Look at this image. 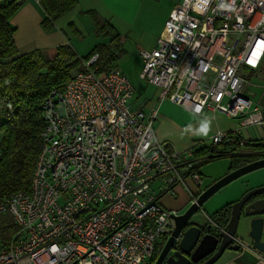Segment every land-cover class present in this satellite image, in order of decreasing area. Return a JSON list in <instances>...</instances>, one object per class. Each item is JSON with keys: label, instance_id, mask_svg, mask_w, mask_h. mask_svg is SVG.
<instances>
[{"label": "built area", "instance_id": "built-area-1", "mask_svg": "<svg viewBox=\"0 0 264 264\" xmlns=\"http://www.w3.org/2000/svg\"><path fill=\"white\" fill-rule=\"evenodd\" d=\"M138 54L139 77L157 88L158 104L242 117L246 125L264 121L252 100L256 85L239 74L264 68V0H179L155 46ZM98 59L92 54L42 104L32 188L0 198V215L17 227L0 244V264H150L174 213L161 196L188 179L200 185V174L190 171L206 157L192 154L200 143L181 153L158 141V106L135 107L128 78L117 67L98 76ZM236 140L217 131L209 143ZM188 192L195 202L200 191Z\"/></svg>", "mask_w": 264, "mask_h": 264}, {"label": "trees", "instance_id": "trees-1", "mask_svg": "<svg viewBox=\"0 0 264 264\" xmlns=\"http://www.w3.org/2000/svg\"><path fill=\"white\" fill-rule=\"evenodd\" d=\"M45 12L41 27L45 32L54 28L60 17L72 10L77 0H38ZM21 0H0V198L17 191H30L36 161L41 149V132L45 126L42 104L54 89L62 90L77 71L84 70L83 62L92 54L98 53L95 63L96 73L103 76L112 68L117 55L110 54V45L98 44L89 53L79 57L69 43L57 48L54 57L48 59L40 50L19 53L14 41V26L10 23L18 11ZM90 17L99 32L111 36L110 42L121 43L122 37L112 25L94 10L82 12ZM75 35L80 32L69 23ZM193 156L205 159L191 168L199 173V166L206 160L220 157L230 159L229 171L264 157V144L242 142L212 146L199 145ZM200 174V173H199ZM226 204L213 214V220L225 225L228 218ZM17 227L9 214L0 215V244L6 245L16 232ZM158 255L156 248L150 264Z\"/></svg>", "mask_w": 264, "mask_h": 264}, {"label": "crops", "instance_id": "crops-1", "mask_svg": "<svg viewBox=\"0 0 264 264\" xmlns=\"http://www.w3.org/2000/svg\"><path fill=\"white\" fill-rule=\"evenodd\" d=\"M77 1L78 4L72 10L56 20L54 28L51 31L45 32L41 27V21L46 14L39 2L36 0H21L22 4L20 8L10 20V23L15 28L14 41L18 52L27 53L37 49L40 50L46 58L50 59L57 53V48L64 43H69L76 52L73 44L74 42L72 41V37L75 34L68 24L73 23L81 33L80 23L81 21H87L86 17H89L82 12L88 10L96 11L98 15L107 20L119 37H122V41H124L123 44L125 45V39L129 37L130 34L137 31L142 32L145 29V24L150 17V12L152 8H154V4L160 3L163 0ZM178 2L179 0L177 3ZM173 7L168 10L167 17ZM163 26L159 30L153 45L145 48H153L155 46L156 39ZM87 53H89V51ZM124 53H126L125 47ZM76 54L79 57L83 56L79 55L77 52ZM114 67L119 68L118 66ZM259 79L264 81V78ZM263 84L262 82L261 84L255 85L260 90V97H258L257 102L263 105L264 115ZM144 99V101L138 102L135 105L144 111L158 106V113L153 123L154 133L158 141L168 144L169 150H176L182 153L194 143H200L199 145L202 146L210 144L208 138L217 131L226 132L242 142L251 141L264 144V121L257 124L246 125L243 124L242 117H228L221 112L211 111H205L202 115H196L190 110L169 101H163L158 104L157 88L155 86L153 92L145 96ZM221 176L215 178L213 181L219 179ZM240 180V183L237 185L236 182L231 185L232 191L230 193L220 197V202L218 199L210 215L201 211V215L197 213L191 221L200 225L207 223L209 222L208 218L213 220V214L216 211L226 204L238 199L243 192L256 186L264 185V167L254 170L252 173L243 176ZM202 181L201 179L200 185H198L194 181L188 179L185 184L186 186L176 185L172 192L161 196L160 202L162 206L169 211H173L175 214L182 213L186 208V204H190L188 190L197 192L205 189L212 183L203 186L204 182ZM209 200L205 202V204H213V201L209 203ZM236 237L239 240L245 241V236L242 231H238ZM257 254L261 253L246 248H240L237 251H226L215 264H264V262H259Z\"/></svg>", "mask_w": 264, "mask_h": 264}, {"label": "water", "instance_id": "water-1", "mask_svg": "<svg viewBox=\"0 0 264 264\" xmlns=\"http://www.w3.org/2000/svg\"><path fill=\"white\" fill-rule=\"evenodd\" d=\"M262 167L264 157L228 171L200 190L196 201L182 213H171L173 224L153 264H215L226 251L241 248L235 242L238 231L245 236V241L241 242L264 254V185L248 189L230 202L227 222L220 225L222 230L216 226L218 223L200 225L191 221L201 204L212 194L236 178Z\"/></svg>", "mask_w": 264, "mask_h": 264}, {"label": "rangeland", "instance_id": "rangeland-1", "mask_svg": "<svg viewBox=\"0 0 264 264\" xmlns=\"http://www.w3.org/2000/svg\"><path fill=\"white\" fill-rule=\"evenodd\" d=\"M177 1L178 0H172V1L163 0L160 3L154 4V8H152L150 12L151 13L150 17L148 18L145 24V29L142 32L137 31L135 33L130 34L129 37L125 39L126 41L125 45L123 44L124 41L122 40L121 43L118 41L110 42L111 36L107 35L105 32H99L98 30H96L92 20L89 17H86L87 21L84 22L81 21L80 23L81 33H79L78 35H73L72 37V41L74 42L73 44L76 49V52L79 55H83V56L87 54V52L90 51L94 46L98 44L109 43L111 47L110 54L117 55L116 59L112 61V67L118 66L119 69L122 71V73L128 78L133 88L135 89L136 94H134L132 99V104L135 107H137L135 104L144 101L145 96L150 95L154 90V86L148 84L145 80H142L139 77V73L142 68V60L138 52L141 48L150 47L153 45L159 30L161 29V27L164 24V21L167 18L168 10H170L171 7L175 6ZM124 47L126 49V53H124ZM145 49H152V48H145ZM239 74L244 79L249 80L252 84L253 83L261 84L262 82L264 83V81L256 77V75H259V76H263L264 78V68L260 69V71H258L255 75L253 71H250L245 67H241V69L239 70ZM252 91L255 93V96L252 97V100L257 102L258 97H260L259 96L260 90L257 87L253 86ZM261 106L263 107V105ZM208 140L210 142V138H208ZM229 165H230V159L227 157H220L213 160H206V162H203L199 166L200 177L203 180L202 182H204L203 186L210 184L211 182L213 183L214 182L213 180L215 178L223 174L225 175L226 174L225 172L229 170ZM252 172L253 171L249 173ZM249 173L236 178L235 180L231 181L227 185L220 188L216 193H214L212 196H210L206 201H204L201 204L200 209L197 213L201 215V211H203L208 215H210L213 210L212 208L216 206L218 199L220 202V197H222L223 195H227L232 191L231 185L235 182L237 185L238 183H240L241 181L240 179L243 176L248 175ZM208 200L209 203L213 201V204H209V205L205 204V202H207ZM187 206L188 204H186V207ZM168 224L169 225L173 224L172 219L168 220ZM168 229L170 230L171 228ZM162 246L163 243L158 244L157 246L158 251H160Z\"/></svg>", "mask_w": 264, "mask_h": 264}, {"label": "flooded vegetation", "instance_id": "flooded-vegetation-1", "mask_svg": "<svg viewBox=\"0 0 264 264\" xmlns=\"http://www.w3.org/2000/svg\"><path fill=\"white\" fill-rule=\"evenodd\" d=\"M169 225V224H168ZM170 226V225H169ZM168 236V235H167ZM167 236L165 237V240H166V238H167ZM165 240H164V242H165ZM164 244V243H163ZM161 250V249H160ZM158 253H159V251H158ZM158 256V255H157ZM202 262V261H201Z\"/></svg>", "mask_w": 264, "mask_h": 264}]
</instances>
